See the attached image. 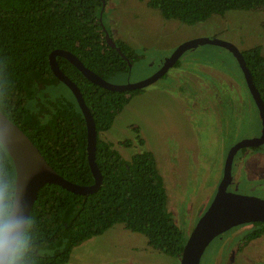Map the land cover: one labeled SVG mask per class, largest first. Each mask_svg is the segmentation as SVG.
<instances>
[{
	"label": "trees",
	"instance_id": "1",
	"mask_svg": "<svg viewBox=\"0 0 264 264\" xmlns=\"http://www.w3.org/2000/svg\"><path fill=\"white\" fill-rule=\"evenodd\" d=\"M105 3L106 0H0V111L59 175L84 186L93 183L86 160L84 120L70 92V97L47 93L62 85L49 68L48 55L55 49L68 51L107 81L127 74L129 65L139 56L109 32L110 40L107 39L98 21ZM146 5L164 19L187 25L230 10L264 13V0H147ZM241 54L264 103L261 49L254 47ZM56 60L90 110L97 133L95 163L102 183L96 192L85 196L54 184L40 188L28 217L30 248L25 264H65L74 247L115 224L143 235L148 247L158 253L179 258L186 237L166 209V193L153 156L142 152L125 160L111 142L99 138L143 89L107 91L89 82L65 59ZM178 64L179 60L173 67ZM120 144L129 146L130 142ZM0 186L12 201L14 170L1 144ZM263 235L264 222L254 223L242 245Z\"/></svg>",
	"mask_w": 264,
	"mask_h": 264
},
{
	"label": "rangeland",
	"instance_id": "2",
	"mask_svg": "<svg viewBox=\"0 0 264 264\" xmlns=\"http://www.w3.org/2000/svg\"><path fill=\"white\" fill-rule=\"evenodd\" d=\"M146 3L106 0L104 26L139 56L127 74L110 78L112 84L148 78L177 46L196 38L226 41L239 51L260 47L264 56L262 10H230L187 25L164 19ZM47 93L70 97L63 85ZM260 130L258 111L233 55L200 44L188 49L164 77L133 96L99 138L111 142L125 160L142 152L153 156L166 209L187 238L215 194L229 148L258 137ZM125 141L129 146L120 144ZM231 172L228 191L264 200V144L239 150ZM250 227L236 226L216 236L200 264H264V235L242 245ZM65 264H180V259L158 253L143 235L115 224L74 247Z\"/></svg>",
	"mask_w": 264,
	"mask_h": 264
},
{
	"label": "water",
	"instance_id": "3",
	"mask_svg": "<svg viewBox=\"0 0 264 264\" xmlns=\"http://www.w3.org/2000/svg\"><path fill=\"white\" fill-rule=\"evenodd\" d=\"M104 5L98 13V21L108 40L109 33L104 26L102 14ZM210 44L229 51L236 60L242 73L249 94L258 111L261 130L256 138L240 140L229 148L225 156L221 180L217 186L208 207L192 228L185 240L180 264H200L202 254L208 244L221 233L244 224L264 222V200L228 191L231 179L232 163L235 154L243 148H258L264 144V103L256 89L251 74L245 65L241 51L233 44L216 38H196L177 46L163 64L148 78L127 84H112L93 71L86 68L72 53L60 49L51 51L48 55L49 68L55 78L70 92L85 124L86 160L91 172L93 183L79 185L64 179L43 158L31 140L0 111V144L6 151L14 170L13 202L23 206L25 215L29 217L40 188L46 184H54L60 188L80 196L96 192L102 183V176L95 163V147L97 133L90 110L86 106L76 84L72 82L58 67L57 57H61L73 65L92 84L111 92H127L141 90L155 83L172 68L180 57L190 48ZM119 54L124 57L120 49ZM125 58V57H124ZM127 60V59H126ZM130 66V65H129Z\"/></svg>",
	"mask_w": 264,
	"mask_h": 264
},
{
	"label": "clouds",
	"instance_id": "4",
	"mask_svg": "<svg viewBox=\"0 0 264 264\" xmlns=\"http://www.w3.org/2000/svg\"><path fill=\"white\" fill-rule=\"evenodd\" d=\"M29 248V219L23 206L10 201L0 186V264H25Z\"/></svg>",
	"mask_w": 264,
	"mask_h": 264
},
{
	"label": "flooded vegetation",
	"instance_id": "5",
	"mask_svg": "<svg viewBox=\"0 0 264 264\" xmlns=\"http://www.w3.org/2000/svg\"><path fill=\"white\" fill-rule=\"evenodd\" d=\"M255 149V148H254ZM232 173V172H231ZM250 226L252 227L253 226V224H250Z\"/></svg>",
	"mask_w": 264,
	"mask_h": 264
}]
</instances>
